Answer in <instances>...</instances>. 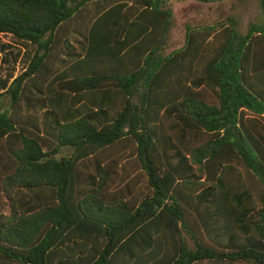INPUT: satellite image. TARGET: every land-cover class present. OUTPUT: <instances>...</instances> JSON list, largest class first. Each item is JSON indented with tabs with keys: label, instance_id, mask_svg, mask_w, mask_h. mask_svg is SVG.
I'll return each mask as SVG.
<instances>
[{
	"label": "trees",
	"instance_id": "1",
	"mask_svg": "<svg viewBox=\"0 0 264 264\" xmlns=\"http://www.w3.org/2000/svg\"><path fill=\"white\" fill-rule=\"evenodd\" d=\"M184 1L230 0H0L35 46L0 93V264H264V0L163 56Z\"/></svg>",
	"mask_w": 264,
	"mask_h": 264
},
{
	"label": "rangeland",
	"instance_id": "2",
	"mask_svg": "<svg viewBox=\"0 0 264 264\" xmlns=\"http://www.w3.org/2000/svg\"><path fill=\"white\" fill-rule=\"evenodd\" d=\"M165 8L172 12V26L162 52L163 56L183 45L187 26L211 24L232 17L236 21V31L244 36L249 25L258 24L262 20L259 0H230L214 4L172 2L165 5ZM34 50L33 45L16 41L9 34L0 33V93L24 71ZM129 159L125 156L123 161L126 163L123 165L126 166ZM129 173L131 178L135 177L134 168Z\"/></svg>",
	"mask_w": 264,
	"mask_h": 264
}]
</instances>
